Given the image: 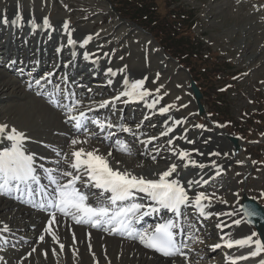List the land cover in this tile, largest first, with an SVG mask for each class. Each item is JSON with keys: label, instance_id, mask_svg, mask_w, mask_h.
Masks as SVG:
<instances>
[{"label": "bare ground", "instance_id": "obj_1", "mask_svg": "<svg viewBox=\"0 0 264 264\" xmlns=\"http://www.w3.org/2000/svg\"><path fill=\"white\" fill-rule=\"evenodd\" d=\"M27 8V5L21 3L19 6L12 9L2 7L0 10V64L3 63V67H0V102H4L5 99H9L6 97H25L23 105L19 103L7 104L5 102V104L9 106L8 109L12 110L16 116L20 113V115L24 117L22 119L17 118L20 122L23 121V123H18L16 120L11 118L6 119L4 116V110L0 109V115L3 114V116H0V125H6V131L16 128L18 131L24 133L25 136L28 137V140L25 142V146L30 152L35 153L38 170L39 165L41 164H43L45 167H55L52 161L58 159V157L54 156L53 158H49L46 154H42V152L38 153L39 151L35 152L30 150L32 146L31 143H39L40 145L44 146L50 145L53 148L61 150L62 152H68L70 139L76 135V133L71 128V126L65 122L66 116H63L62 113L53 110L51 104L48 102V97L41 99L38 96L33 95L30 92L31 90H25L21 83V78L25 73L21 70L19 74H16V72L14 73V71H16L15 67L19 69L22 67L21 65H26L25 69L33 68V73H36L44 64L53 63L57 66L58 64L63 65L61 62V53L62 51H66V48H71L73 50L66 54L70 61L66 64L67 67L64 66V70L61 72L63 77L60 80L61 82L58 84L62 89L75 93L77 97L78 92L73 91L74 88L70 90V86L68 84L62 86V83H68L70 79L78 81L79 76L83 74L82 78H84V80L86 79L88 83L99 85L96 88L100 90L99 93H104L105 88L115 91V93L113 92V96L109 95L105 97H95L94 92L89 93L87 91L84 94H81L80 92L79 96L82 97V99H80L82 101V109L86 110L85 107L90 106L92 101L100 102L103 100H111L114 96L118 95L120 91L124 90L125 79H127L129 82H132L146 78L144 86L153 93L152 97L147 98L148 103H151L155 96L162 97L160 103L157 104L156 108L153 109L147 108L145 106V102L124 103L123 101L127 99L125 97H122L120 101L115 102L114 105H109L114 110L125 107L132 108V110L129 109L132 112L129 116V119H135L141 122L139 127L136 126L138 124H124L125 126L130 127L133 130V133H135V135L132 133H123V137L127 138L123 140L130 146L132 154L128 155L114 150L113 157L110 158L114 166L127 168L136 173H149L164 170L169 164L175 162L179 164L180 167L178 168L177 173L174 174V179H178L182 184L190 180H200L201 178L208 180V182L213 180L216 181V186L212 190L216 191L217 197L225 196L226 192L222 190L226 189L227 187V177L223 175L222 180L219 182L221 175H216V173L218 170L221 172V169H225L227 165L234 163L235 160L233 162L231 160H238V154L240 151H243V145L242 142L240 144L241 140H239L237 145H233L229 141V136L231 133L228 130L227 131L230 134L226 133L227 131H225L219 125H215L214 130L210 131L206 127H203V129L196 127V129L194 126H191L188 129H183L181 127L183 123L180 125H174L172 123V121L176 119L184 120V123H186L189 122L193 116H199V114L196 113L197 106L194 103L192 93L187 86L188 77L186 75L187 85L185 86L187 87V94L194 103V105L191 106L188 104H180L182 102V98L179 100L180 96L173 97L167 96L168 93H162L163 91L160 89V87L166 83L162 82L157 84L156 80L158 79L160 72H157L156 74L151 72L150 69H146L143 72H137L136 69L138 65H135L131 62H126L125 59L130 56L132 51L130 48H124L127 51V55H123L120 60H116L117 57L115 56L111 46H107L105 48L99 46L98 48H100V50L94 51L92 48L97 46L94 38L96 32L89 33V31L82 30L81 27H69V31L72 33V38L77 41L75 45L69 46L67 43L68 36L64 30L65 20L62 22H57L56 20L59 18L50 19L48 21L51 27L44 28L43 20L45 18V14H43V16L34 13H28L31 11L30 8ZM71 9L72 11L74 10L73 7H71ZM256 9L257 8H253L254 11ZM18 16L20 19H18ZM40 18L42 21H40ZM33 22L37 25L36 28H33ZM53 25H55L56 28H54ZM7 33L9 34L8 38ZM88 36H91L92 39L87 45H85L84 48H81L80 43ZM44 39H47L46 44L40 43V41ZM52 40L56 42L57 46L60 44L56 54H54L52 51ZM32 41L36 43L34 46L30 45ZM107 43L110 45L109 41H107ZM84 52L91 54L90 60L84 59ZM45 53L50 54L51 56L48 57V55L46 56ZM54 55L55 57H53ZM21 57L22 59H20ZM87 64L92 68L89 69L86 67ZM157 65V70H160L162 63H157ZM82 66L84 67L80 73L79 69H81ZM108 68H111L113 71H115L117 75L111 76L106 74V70ZM121 69H123V71H120ZM7 74H9L10 78L4 79L3 76L6 75L7 77ZM94 76H100L102 78L92 82L91 80ZM15 80H18V82ZM109 80L112 81L111 84L108 83ZM55 82L56 80L53 77L51 84H44L42 82L43 92L49 95V93L53 90L52 85L55 84ZM78 84H80V82H78ZM29 85L34 87L33 83H30ZM21 88L23 93L19 95L17 89ZM157 88L160 89L159 93L155 92ZM4 89H11L9 95L5 94ZM4 95L7 96L4 97ZM44 96L45 95L42 97ZM166 105H174V107H172L168 113L161 115L158 109ZM190 107L193 112L191 109H188ZM104 110L105 109L103 108H95L94 111L88 112L87 115L90 118L109 120L114 124L122 123V119L116 121L111 120V110L107 114L101 113L104 112ZM58 116L59 122L61 123L60 126H58L59 122H57ZM28 117L32 118L31 126L35 125V119L38 118V120H40L41 124L43 125L49 123L55 124L51 130H47L51 139L43 136L39 137L38 133L40 131L28 129L25 125V120ZM1 118L3 120L5 118L3 121L5 124H2ZM123 119L125 120L126 118L123 116ZM126 123H128V121ZM145 123L148 124H146L147 127H144ZM168 126L173 127V132L169 133L168 136H160V132ZM66 128H69L73 133L68 135V133H66ZM89 128L91 130L99 131V129H96L93 125H89ZM193 128L196 130H193ZM67 132H69V130ZM192 132H194L193 138L191 136ZM31 133H33V135L36 133L35 135L37 138L34 137L35 135L32 136ZM52 133L59 137L51 135ZM29 136L31 137L29 138ZM150 136H156L157 139L153 140L151 144H148L146 142ZM132 138L139 142L137 144L139 145L138 148L131 146V144L127 142L129 141L128 139ZM169 138H173L174 146L180 148L181 150L190 152L192 159L196 160L198 163L207 165V167L204 169L192 166L185 168L183 163L176 160L169 150V146L166 143ZM81 139H83L82 135ZM106 141L107 145L103 139V136H100L99 139L93 138L87 144H79L75 147H84L88 150L97 148L101 153L106 155L109 150V145L113 143V140ZM140 141H145V143L142 144ZM188 141H192V143H189ZM153 145L155 146L153 147ZM150 146L153 148H149ZM41 147L42 146H39L38 148L40 149ZM156 149H159V152H157ZM50 151L52 150L48 147L46 153H50ZM216 152L220 153V155H211L212 153ZM52 153L54 152L52 151ZM225 153H227V155H224ZM153 156L156 157L155 160H153ZM41 157L46 159H41ZM142 159L145 161H142ZM116 161H119L120 164L116 165ZM213 161H215V164L218 166V168L212 166ZM61 167H63V165H61ZM260 168L261 165L259 164V169L255 171H259ZM235 170L238 169L235 168ZM262 170H264V168ZM253 171L254 170H252V172ZM39 173L43 175L42 171ZM238 173L239 171L237 174ZM240 173H243V170ZM237 174L236 176H238ZM45 181L47 182L46 179ZM209 187L207 184H203L202 186L194 185L192 191H190L189 194L191 196L194 195L195 192L203 191L206 195H208L209 193H212ZM84 191L87 192L88 189L85 188ZM240 200L241 197H239V200L236 199L235 204H230L227 202L229 205H226L227 203L222 204L221 198H214L212 200L211 206L206 208V211L212 213H226L233 210L234 206L240 203ZM231 205L234 206L232 207ZM185 211L186 208L182 209V212ZM188 212H190V214L187 216L184 215L187 217V219L182 218L180 222L187 231V234L192 236L193 239H187L184 235H181L180 240L187 244L190 241H195L197 243L201 242L199 245L197 244L198 246H194L199 247L198 249L201 250V255L203 257L201 261L197 260V264H229L230 259L239 257L241 255H247L252 250L248 247H234L229 249L223 246L224 241L228 240L229 238L240 239L254 232V229L246 222H242L240 225L231 223L232 220L241 218L242 215L240 213L233 217L226 215L217 216L214 214L205 219L199 215L195 208L190 209ZM1 214H5L6 216H0V264H27L29 262L33 264H42V255L51 253V251H53L55 254L61 255L62 264H185V260H182V258H179V260L176 261L172 260L173 258H165L156 255L150 249L140 244L138 240L129 239L128 237L121 236L119 234H110L109 232H105L102 229L92 228L88 225L76 224L70 217H64L62 215H57V223L52 226L53 231L56 233L59 240V243H55L52 241L51 236L44 232L49 220V213H41L36 208L30 209L24 205V203L19 198L14 199L11 195L0 196V215ZM170 215L172 216L171 213ZM206 221L208 223L207 227H205ZM187 223L193 227L188 229L186 225ZM220 223L231 224V227H224L223 230H221L220 228H217V224ZM211 225H215L214 229H211ZM142 226H145V220L142 221ZM5 227L7 230H5ZM196 228L200 231H198V235L195 237L194 234L196 233ZM217 232H219V234ZM81 234H83V237H81ZM41 235H44V241L39 240ZM73 237H75V240ZM95 237L100 239V241L94 240ZM221 237H224V240H221ZM115 239L116 241H113ZM115 242H118V244H115ZM217 243L222 245V248L219 250L220 256L217 255L218 259L212 263L204 261V259H206V257L211 252V250L208 251L207 248H204L205 250H203L202 248L204 245L207 244L206 246H214ZM60 244L64 245L63 250L60 249ZM33 249H35V251H33ZM90 250H92V254L89 253ZM184 251L187 255L189 254L188 248H185ZM101 252H104V255H101ZM116 252H120V254L117 255ZM134 252L137 253L134 255ZM178 256L181 257L180 255ZM260 256L264 259V253H262ZM189 259L188 264H191L192 261ZM237 264H259V256L255 258L249 257L247 260H238Z\"/></svg>", "mask_w": 264, "mask_h": 264}, {"label": "rangeland", "instance_id": "obj_2", "mask_svg": "<svg viewBox=\"0 0 264 264\" xmlns=\"http://www.w3.org/2000/svg\"><path fill=\"white\" fill-rule=\"evenodd\" d=\"M21 3L30 8L31 12L28 13L45 14L43 16L47 17L48 20L59 18V21L56 20L57 22L67 21L70 28L81 27L82 30L89 31V33L96 32L94 38L97 46L94 45L95 47L92 48L94 51L100 50L99 46L102 48L111 46L117 57L116 60H120L123 55H127L124 48H130L132 51L125 61L138 65L137 72H143L146 69H150L156 74L160 72L156 82L157 84L166 83L161 86L162 88L160 87L162 93H168L167 96H180L179 100L182 98L180 104L194 105L193 100L187 94L185 85H187L186 76L194 79L197 77V82L204 95L202 99L204 114L193 116L189 122L184 123L181 127L188 129L191 126L195 127V125L201 124L211 131L214 130L215 125H219L225 131L239 134L240 139L242 138L240 144L242 142L243 151L239 152L238 160H231L232 162L235 160L234 163L220 170L221 179L219 182L223 175L227 177L228 181H226V189L222 190L227 195L223 193L225 196H219V198L222 201L235 204L238 198L234 193H238L239 197L245 193L255 197L264 205V197L261 196V193H264V170H262L264 168V0H0V10L2 7L12 9ZM68 5L74 10L72 11ZM253 8L257 9L254 11ZM40 21H42L41 18ZM154 35H157L164 47L166 45L165 48L160 45ZM43 41L46 42L47 40L44 39ZM107 41L110 42V45ZM30 45L34 46L35 42H31ZM55 45L56 43L53 46ZM52 51L54 54L57 53L56 46ZM45 55L51 56L46 53ZM61 57L62 64L65 66L63 63L66 59L65 51L61 53ZM157 63H162L160 70H157ZM50 64L43 65L34 75L28 69V74L22 81L25 90L30 91L31 89L29 88L31 77L35 79L37 76L46 73H53V76L59 77L62 69L56 71ZM7 75V77L6 75L3 76L4 79L10 78L9 74ZM99 78L102 77H93L92 81ZM70 84L72 88L77 89L78 85L75 86L72 82ZM81 84V93L85 91L94 92L95 97L113 96L115 93L114 90L106 88L104 93H99L100 90L96 89L99 85L94 86V84L84 81ZM17 91L19 95L23 93L22 88L17 89ZM4 92L9 95L11 89H4ZM30 92L43 99L42 96H39V87L34 86ZM6 98L9 99L0 102V109L4 110L5 118L23 123L17 118L22 119L24 117L20 113L16 116L12 110L8 109L9 106L5 102L23 105L25 97ZM78 99L82 98L78 96ZM52 108L58 112L62 111L55 106ZM103 109H105L104 112H101L103 114H107L111 110L110 115L113 121L122 119V124L141 125L139 120L129 119L132 113L130 107L114 110L107 106ZM61 113L65 116L63 111ZM123 116L126 118L125 120ZM2 118L1 122L5 124L3 122L5 118L4 120ZM38 119H35V125L31 126L32 118L28 117L25 120L26 127L30 130L40 131L39 137L51 139L47 130H51L55 124L43 125ZM127 121L128 123H126ZM57 122H59V116ZM60 124L59 122L58 126ZM146 124L144 127H147L148 124ZM195 128L193 130L197 129ZM68 130L69 132H67ZM110 131H116V138L127 139L123 137V132H119L115 128ZM228 131L226 133H229ZM70 132V129L66 128L68 135L72 133ZM31 135L34 136L33 133ZM51 135L55 134L52 133ZM191 136L194 137V132ZM128 140L127 142L131 146L139 147L137 145L139 142L135 139ZM31 144L30 150L42 152L49 158L55 156L52 151L46 153L48 147L39 143ZM39 146L42 147L39 149ZM149 148L153 147L150 146ZM142 161L145 160L142 159ZM259 164L261 165L260 170L255 171L259 169ZM242 170L243 173H240ZM252 170L254 171L252 172ZM238 171L240 174H237ZM207 186H210V190L215 188L216 181L208 182ZM209 194L208 196L215 194L213 199L217 197L216 191ZM222 204L226 203L222 202ZM187 210L190 209L186 208V216L189 214ZM0 216L6 215L1 214ZM205 224H208L207 221ZM188 225L190 224L187 223ZM210 227L214 229L215 225ZM74 234L76 235L75 232ZM194 235L196 237L198 233ZM94 240L100 241L96 237ZM200 243L188 242L189 254L187 256L191 258L189 259L192 261L191 264H197V260L203 259L199 247H194ZM206 245L202 249L207 248L211 252L204 261L212 263L218 259L219 248L213 250L212 246ZM89 253L92 254V250ZM136 253L134 252V255ZM116 254L119 255L120 252H116ZM101 255H104V252H101ZM169 258L176 261L179 258L184 259L178 255ZM261 259L263 258L259 256V260ZM42 264H62L61 255L55 254L53 251L43 254Z\"/></svg>", "mask_w": 264, "mask_h": 264}, {"label": "snow or ice", "instance_id": "obj_3", "mask_svg": "<svg viewBox=\"0 0 264 264\" xmlns=\"http://www.w3.org/2000/svg\"><path fill=\"white\" fill-rule=\"evenodd\" d=\"M18 19H20L19 16ZM32 26L33 28L37 27L34 22ZM43 27H51L47 17L43 20ZM64 30L68 36V45H75L77 41L72 38L67 21L64 23ZM91 39V36L84 38L80 47L84 48ZM83 56L85 60L91 59V54L88 52H84ZM65 66L67 67V65ZM106 74L117 75L111 68L106 70ZM53 75V73H46L40 79L35 80V84L38 86H42V82L51 84ZM145 80L146 78L129 82L125 79L124 90L120 91L118 95L111 100L92 101L86 110L82 109V101L76 97L75 93L62 89L59 85H53V90L49 93V102L65 113V122L76 133L70 139L68 152H62L50 145L46 146L58 157L52 161L55 167H45L41 164L38 170L35 153L30 152L25 146L28 137L16 128L6 131L7 126L0 125V196H9L13 191L21 193V195L27 193L32 198L39 196L40 202L34 206L49 212V220L44 232L51 236L55 243H59V240L52 226L57 223V215H62L70 217L76 224L88 225L110 234H119L127 236L129 239L138 240L146 248L152 249L164 257L180 255L184 257L185 264H188L189 258L184 249L189 248V245L179 237L181 235L187 239H193V237L187 234L180 222L182 218L187 219L182 209L193 207L205 219L214 214L229 217L236 216L238 213L242 214L241 218L232 220L231 223L235 225H240L242 222L252 223L253 219L261 214L255 208L243 204L235 205L233 210L226 213L207 212L206 208L211 206L215 194L208 196L201 191L190 196L189 193L194 185L202 186L207 184L208 180L201 178L182 184L178 179L173 178L180 167L175 162L169 164L164 170L149 173H136L127 168L113 165L110 158L113 157L114 150L128 155L132 154V150L124 140L115 138L116 132L110 130L115 128L119 132L132 133L133 135L135 133L122 123L114 124L109 120L90 118L87 113L94 111L95 108L114 105L122 97L127 98L123 101L124 103L145 102L147 108H156L162 97L155 96L151 103H148L147 98L152 97L153 93L144 86ZM108 83L111 84L112 81L109 80ZM159 91V88L155 90L156 93ZM172 107L174 105L162 106L158 111L163 115L168 113ZM184 122L181 119L172 121L174 125ZM89 125L95 126L99 131L91 130ZM195 127L203 128L204 125L197 124ZM172 132L173 127L168 126L160 132V136H168ZM101 134H103L104 140H113L106 155L97 148L88 150L84 147H75L79 144H87L93 138L99 139ZM81 135L83 139H81ZM156 139V136H150L146 143L151 144ZM140 142L145 143V141ZM188 142L192 143V141ZM166 143L172 155L176 160L181 161L185 168L192 166L204 169L207 167V165L192 159L190 152L174 146L173 138H169ZM156 151L159 152V149ZM211 155L219 156L220 153L216 152ZM152 158L156 159L155 156ZM41 159L46 158L41 157ZM115 164L119 165L120 162L116 161ZM212 166L218 168L215 161L212 162ZM41 171L47 184L42 183L39 175ZM219 174L218 170L216 175ZM85 188L88 189L87 192L84 191ZM234 195L239 200V194L234 193ZM261 196L264 197V193H261ZM215 198L220 199L219 197ZM221 202L227 203V201ZM162 212L171 213L172 218H164L155 224L142 226V221L146 217L160 215ZM192 227V225H188V229ZM224 227L230 228L231 224H217V228L221 230ZM5 230H7L6 227ZM44 239V235L39 237L40 241H44ZM73 239L75 240V237ZM221 240H224V237H221ZM221 246L220 243H217L212 247L215 250ZM223 246L229 249L234 247L252 249L247 255L230 259L229 264H237L238 260L255 258L264 253V241L259 238L256 232L240 239L229 238L224 241ZM59 247L61 250L64 249L63 244H60ZM259 264H264V259L259 260Z\"/></svg>", "mask_w": 264, "mask_h": 264}, {"label": "water", "instance_id": "obj_4", "mask_svg": "<svg viewBox=\"0 0 264 264\" xmlns=\"http://www.w3.org/2000/svg\"><path fill=\"white\" fill-rule=\"evenodd\" d=\"M190 85H191V89L194 92L195 97H196V103L198 106V110L200 113H202L204 110L202 104L200 103V98L202 95H201L200 91L198 90V88L196 87L193 80L190 81ZM232 142L235 145H237V139L235 137L232 138ZM240 204L253 207L261 214L259 217L254 218L253 222L249 223V224L253 225L256 228V230L259 233L262 241H264V206L260 205V203H258V201L256 199L250 198L246 195L243 196V199H242Z\"/></svg>", "mask_w": 264, "mask_h": 264}]
</instances>
